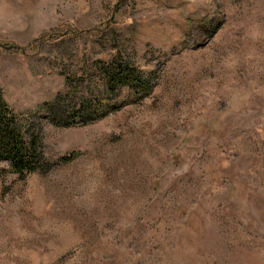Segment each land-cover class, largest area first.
<instances>
[{
	"label": "rangeland",
	"instance_id": "374dc122",
	"mask_svg": "<svg viewBox=\"0 0 264 264\" xmlns=\"http://www.w3.org/2000/svg\"><path fill=\"white\" fill-rule=\"evenodd\" d=\"M0 95L44 160H0V264H264V0H0Z\"/></svg>",
	"mask_w": 264,
	"mask_h": 264
},
{
	"label": "trees",
	"instance_id": "16d2710c",
	"mask_svg": "<svg viewBox=\"0 0 264 264\" xmlns=\"http://www.w3.org/2000/svg\"><path fill=\"white\" fill-rule=\"evenodd\" d=\"M117 67L102 68L105 73L103 76L105 79L104 92L110 97L116 94V90L120 86L131 85L134 82L140 85V82H143L138 75L129 76L126 74L122 65L117 64ZM65 101L64 96L56 94L53 99L42 103L44 110H46L47 120L51 124L70 126V124L75 123V120H78L77 123L83 124L111 110L102 106L99 111H96L98 113L94 114L95 111L91 110L90 102L85 98L84 100L80 98V100L69 105ZM22 134L16 123L14 112L10 111L7 103L0 95V160H7L12 171L21 175L32 170H43L44 167L37 164L38 162L44 163L43 157L38 151V139L32 133H28L25 137Z\"/></svg>",
	"mask_w": 264,
	"mask_h": 264
}]
</instances>
